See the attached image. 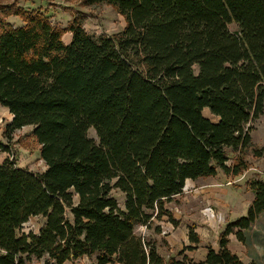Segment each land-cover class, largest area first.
I'll return each instance as SVG.
<instances>
[{"label": "trees", "instance_id": "1", "mask_svg": "<svg viewBox=\"0 0 264 264\" xmlns=\"http://www.w3.org/2000/svg\"><path fill=\"white\" fill-rule=\"evenodd\" d=\"M86 3L112 5L126 28L95 37L74 19L64 31L38 9H16L18 27L0 18V105L13 117L5 132L32 126L46 165L0 163V264H247L230 237L245 243L264 213V180L250 182L246 216L200 260L164 254L166 241L137 230L160 236L165 218L179 226L168 205L188 181L242 175L250 149L264 157L249 126L264 114V0ZM30 217L45 221L38 234L22 232Z\"/></svg>", "mask_w": 264, "mask_h": 264}, {"label": "rangeland", "instance_id": "2", "mask_svg": "<svg viewBox=\"0 0 264 264\" xmlns=\"http://www.w3.org/2000/svg\"><path fill=\"white\" fill-rule=\"evenodd\" d=\"M40 10L44 12L50 23L61 30H66L72 20L82 22L86 31L93 36H106L121 33L126 28L125 18L112 5H88L86 0H0V18L18 27L24 24L22 17L15 14L16 9ZM231 30L236 31L234 24ZM72 34L66 32L63 41L69 43ZM205 115L213 118L209 111ZM13 119L10 111L0 105V142L10 147V153L0 152V163L13 160L21 168H27L34 173L45 170V162L40 156V143L34 136L32 126H24L14 131L11 138H7L6 127ZM252 127L253 147L264 149V114L261 118L249 124ZM89 135L97 139L96 132L91 129ZM264 154V150L262 151ZM229 165L237 155L230 152ZM248 162V169L240 176L225 175L220 170L218 177L190 180L186 184L184 193L168 205L173 216L180 220V225L174 227L165 218L157 225L161 226L162 235L158 236L152 230L139 228L137 231L144 235H151L154 239L164 240L162 245L164 254H177L186 250L185 254L195 260H200L207 248L218 250V240L221 232L229 223L246 216L254 198L250 182L256 179L264 180V157L253 155L252 149L244 153ZM240 177V178H239ZM113 196L123 205L124 196L119 190L113 191ZM40 217H30L23 226L22 232L38 234L44 224ZM195 225L200 236V243L194 244L189 240L188 227ZM246 242H240L235 235L230 237V249L238 254L247 264H264V213L259 217L249 231L245 232ZM188 248H192L189 249ZM26 264H51L43 260L31 259ZM64 264H96L95 258H82Z\"/></svg>", "mask_w": 264, "mask_h": 264}]
</instances>
